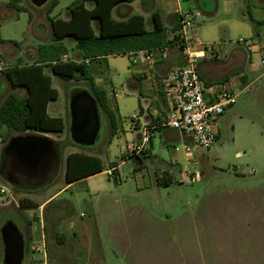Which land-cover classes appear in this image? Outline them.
Listing matches in <instances>:
<instances>
[{"label":"rangeland","instance_id":"1","mask_svg":"<svg viewBox=\"0 0 264 264\" xmlns=\"http://www.w3.org/2000/svg\"><path fill=\"white\" fill-rule=\"evenodd\" d=\"M75 1L47 0L36 7L31 0H0V48L5 57L13 46L18 52L27 53L32 47L44 54V47L49 50L46 46L51 43V20H66ZM191 4L180 0L182 8ZM216 5L212 23L210 18L197 17L199 38L213 47V55L207 54L201 71L214 78L228 69L227 57L239 47V39L257 44L264 52V0H217ZM64 45L68 59L81 60L73 41L66 39ZM130 68L123 54L94 63L91 69L109 96L116 122L114 137L103 111L99 112L100 129L92 145L73 142L68 123L65 133L58 136L64 156L54 187L41 195L33 194L37 191L25 195L42 202L64 186L61 178L68 144L77 153L99 157L106 171L113 164L124 163L117 180L107 172L98 174L93 179L98 188L76 184L52 201L50 206H67L56 213L59 221L54 229L61 241L48 236L47 252H41L38 264H264L262 71L250 75L249 86L241 82L236 104L227 108L218 122L216 143L208 150L193 149L199 177L180 181L181 170L192 171L182 150L189 141L172 143L169 137L176 135L169 129L155 134L153 148L148 146L146 154L138 158L128 155L127 145L133 142L125 118L133 110L127 97ZM3 80L0 75V96L6 91ZM71 85L89 88L87 81L65 82L54 76L53 86L59 91L57 113L62 117L68 113L71 118L69 103L75 89ZM115 93L124 96L118 100L121 111L115 105ZM174 146L179 148L175 155ZM166 175L173 183L157 185L156 177ZM7 193L12 197L10 188ZM46 224L49 228L50 223Z\"/></svg>","mask_w":264,"mask_h":264},{"label":"crops","instance_id":"2","mask_svg":"<svg viewBox=\"0 0 264 264\" xmlns=\"http://www.w3.org/2000/svg\"><path fill=\"white\" fill-rule=\"evenodd\" d=\"M188 1L192 2V4L188 5V7L185 9L182 8V6L180 5V0H134L132 3L122 4L115 7L112 11V16L116 20H124L129 15H134V14L141 15L145 19V27L146 25H148L146 29L151 30L152 29L151 15L154 12H157L160 14L164 27L168 30L169 38H171V35L173 34L172 29L175 26L176 18L178 17L179 13H183L187 11L199 12L200 13L199 17H202V20H204L205 18L212 17L218 9L216 5L217 0H213L214 2L212 0H188ZM86 6L88 8H92V4H90V6L88 5ZM211 19L212 18H210V21ZM212 22L213 21H211V23ZM94 31L97 34L98 31L96 29V26ZM207 40H213V39H207ZM238 45L239 47L234 48L230 53L229 57H227L228 61L225 64L228 65V69L216 78L210 76L209 73L207 72L202 73L201 71V66L206 63L205 61L207 60V58L199 63L200 75L208 85L225 82V81H232L237 85H240L241 82H244L245 84L244 86H249L250 83H252L250 81L251 74H255L257 72L262 71L261 77L264 76V67L260 64V54L258 53V48H262V47L258 46L257 44H255L253 47H251L248 44H246L245 46L242 44H238ZM16 49L17 46H13V48H10L9 54L7 55L8 58H6L0 48V54L2 56L0 61V75H3L2 72L4 70L12 68L14 66H27V65H33L39 63L38 53L36 48L31 47V49L26 50L27 53L18 52ZM114 56H121V55H110L106 58V61H108L111 57ZM182 62H183V57L181 50L178 48V46H174L166 50L165 57L159 59L154 69L151 71H148L145 67L137 64L131 66L130 68L131 75L127 83V89L130 95H128L127 97H129L128 99H130L131 103L133 104V110L126 113L125 116L126 121L128 123L127 135L128 137H130V141L139 139L140 134L144 127L149 128L156 125V123L159 120H161L167 115L169 106L163 94L160 83L159 84L154 83L153 77L157 78V80L160 81L161 78L165 76V74L168 72L169 69L180 66ZM93 64L90 65V69H92ZM225 64H222L220 66H223ZM244 70H246L250 74H247ZM45 73L51 76L52 86H53L54 75L50 73L49 68L45 69ZM91 76L93 77L95 84L99 88L104 89L102 85H100L101 78L92 75V70H91ZM3 81H4L3 82L4 86L6 87L5 88L6 91L3 95L0 96V104L4 100L5 96H7L10 92H12L10 90L8 80L4 77ZM71 86L75 88L73 93L77 94L78 93L77 87L79 86L77 85H71ZM0 87L3 88L2 82H0ZM240 88L242 89L243 86H240ZM13 92L20 98H23L25 96V91L22 89H17ZM114 97L116 101L115 105L116 107H118L119 111H121L120 103L118 102V100L122 99L124 96L123 95L119 96L117 95V93H115ZM58 98H59V91H58ZM107 99L109 105H111L108 95H107ZM57 100L50 102L48 104L47 112L51 117H60L63 119L64 130L59 135L39 134L48 137L50 140L54 142L58 156L57 159L52 158L50 160L48 165L44 168L45 170L43 174L35 175L34 173L31 174L27 173L26 170H23L22 166L15 159L14 153H7L4 151L7 143L6 144L2 143V137L0 131V189L6 190L5 195H0V228L4 225V223L7 220H11L14 222L17 229L21 233L24 240V257L22 264H25L27 262L28 263L30 262L32 264H38L42 261L40 259V254L42 251L47 252L48 236L51 238H55L57 241H61V239L57 236L56 231L54 229V227L59 221L57 220L56 213L65 211L67 206H63V205L60 207L50 206L52 201L56 200V198L59 197L60 194L63 193V191H65L68 188H71L72 186H75L76 184L86 183L89 189L98 188L96 182L93 181V179L98 174L90 176L80 182L66 185L64 178L65 172H64L63 178H61L62 179L61 181H64L63 182L64 186L53 195L44 199L42 202H36L25 196V195L30 196V193L32 191L34 192L37 191V193H33V194L41 195L46 193L49 189H52L56 183V179L60 172L61 161L64 155L62 153V147L58 141V136L65 133L68 123L70 126L71 118L70 116L68 117V113L66 117H62L57 113L58 112ZM98 109L99 112L102 111L100 107H98ZM131 118L135 119L136 125L134 129L131 128L130 122H128V120H130ZM166 131L167 129L153 131V135L149 144L150 148H153V138L155 137V134L156 133L160 134L162 132L167 133ZM168 131L174 132L176 135L174 137L171 136L169 137L172 143L178 141H181L182 143L188 142V140L185 137L181 136L179 133L171 129H169ZM131 135H133V138H131ZM68 145H70V148L67 149V153L65 155L66 158L71 153H77V151L73 149L71 144ZM173 148H175V146ZM172 150L175 155L176 151L174 149ZM147 152H149V150H147L145 154ZM123 164H124L123 162L117 163L119 172H120V167ZM105 172L107 171L104 170L100 174H104ZM163 177L172 180L171 176L166 175ZM8 178L11 179L12 181L17 180V182L11 183ZM157 178L160 177H156V183H157ZM7 188H10L13 191V194L9 193L12 195V197L7 195L8 194ZM21 191H25L26 193H21ZM23 198H28L29 200L33 201L34 203L37 204V207L30 209L20 208L18 202L20 199ZM8 212H10L11 215ZM47 222L50 223L49 228L48 225L46 224ZM0 260H2L3 262L2 241L0 243Z\"/></svg>","mask_w":264,"mask_h":264},{"label":"trees","instance_id":"3","mask_svg":"<svg viewBox=\"0 0 264 264\" xmlns=\"http://www.w3.org/2000/svg\"><path fill=\"white\" fill-rule=\"evenodd\" d=\"M134 0H76L69 7L66 20H51V43L44 47V54L38 49L39 63L27 66H14L2 73L9 82L12 92L5 96L0 104V131L2 143L6 144L16 135L60 134L64 130V121L60 117H51L47 112L50 102L56 101L58 91L52 86L50 73L65 82L87 81L89 88L77 87L78 92L88 91L98 107L107 114L111 122V138L115 135V115L111 109L107 93L99 88L91 76L90 65L102 64L110 55H123L140 49H169L178 45L176 37L169 38L160 14L151 15V30L145 27V19L141 15H129L124 20H116L112 16L115 7L132 3ZM87 3L92 4L88 8ZM93 24L97 29L94 31ZM179 29V18L172 32ZM68 39L75 43V49L81 61L61 62L62 55L67 54L63 42ZM44 56V57H42ZM0 54V61H1ZM89 60V63H85ZM25 91L23 98L13 91ZM6 129V132H4ZM117 164H113L116 167ZM104 171L99 157L82 153H71L66 158L65 182L67 185L80 182L90 176ZM117 172L114 175L118 179ZM159 186L167 187L173 183L171 179L157 178ZM22 209L36 208L37 204L29 199H20Z\"/></svg>","mask_w":264,"mask_h":264},{"label":"built area","instance_id":"4","mask_svg":"<svg viewBox=\"0 0 264 264\" xmlns=\"http://www.w3.org/2000/svg\"><path fill=\"white\" fill-rule=\"evenodd\" d=\"M199 12H183L178 14L179 29L171 36L178 39V48L181 50L183 62L180 66L171 68L161 78L153 77V82L161 85L163 94L169 106L167 115L152 127H144L140 138L127 145L129 157H137L147 151L153 131L171 129L185 137L189 144H184L182 150L186 156V163L192 171L181 170L180 181L198 178L197 162L193 149L208 150L212 147L219 134L218 122L225 110L234 105L242 92L240 85L232 81H225L208 85L201 77L199 63L206 59L207 54L213 55V47L204 44L198 34L197 17ZM239 44L246 45L245 40L239 39ZM246 43V44H245ZM253 47L255 44H249ZM167 49L153 50L140 49L127 52L131 63L145 67L148 71L154 69L159 59L165 57ZM260 64L264 67V52L258 48ZM61 62L70 61L67 55H62ZM85 63H89L86 60ZM131 128H135V119L129 120ZM191 145V146H190ZM176 152L179 148L175 147ZM118 173V167L107 170L108 177ZM193 176V177H192ZM6 190L0 189V195H5Z\"/></svg>","mask_w":264,"mask_h":264},{"label":"water","instance_id":"5","mask_svg":"<svg viewBox=\"0 0 264 264\" xmlns=\"http://www.w3.org/2000/svg\"><path fill=\"white\" fill-rule=\"evenodd\" d=\"M36 7L43 6L47 0H31ZM71 139L81 145H92L100 129L99 109L88 91L72 94L70 97ZM14 153L15 159L27 173L41 175L50 160L57 159L56 146L46 136L24 134L12 137L5 149ZM9 179V178H8ZM11 183L17 180L9 179ZM3 243V264H22L24 240L13 221L7 220L0 229Z\"/></svg>","mask_w":264,"mask_h":264}]
</instances>
